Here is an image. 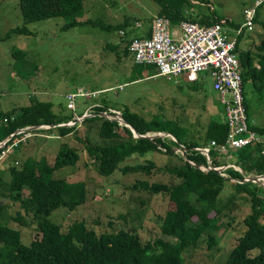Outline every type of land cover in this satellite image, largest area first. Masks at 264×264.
Returning a JSON list of instances; mask_svg holds the SVG:
<instances>
[{
  "label": "trees",
  "instance_id": "1",
  "mask_svg": "<svg viewBox=\"0 0 264 264\" xmlns=\"http://www.w3.org/2000/svg\"><path fill=\"white\" fill-rule=\"evenodd\" d=\"M83 1L18 0V6L24 22H36L68 15L67 13L72 14L82 8ZM184 1L167 0L165 7L157 15L166 16L173 22L188 19L203 25H210L220 20L208 17L187 18L181 11ZM77 23L76 20H72L69 25L75 26ZM85 23L92 26L100 25L98 21L92 20H87ZM23 26L18 25L15 30L21 31ZM100 28L114 33L112 38H108L106 45L109 50L115 52L118 60L130 55L127 45L130 36H135L133 31L136 29L130 28L127 19L124 18L123 21L114 25L103 24ZM119 30H124L125 34H120ZM140 33L149 34L150 30L147 28ZM250 39L248 37L246 49L239 47L237 42L243 71V87L250 81L255 91L261 93L264 90V34L257 42ZM157 74L155 64L132 61L128 81L134 82ZM189 83L195 95L202 97V110L209 113V119L201 130L190 125H183L176 118H166L158 114L148 118L144 114L131 110L127 105L118 109L117 105L106 96L99 95L98 101H95L99 104L93 105V112L83 118L80 123L72 113L56 112L52 101L37 98L28 105L0 111V140L15 130L27 126L54 125L50 128L26 132L34 136L43 131L66 136L76 131L80 125L90 124L84 134L79 136V140L89 164L99 175L109 176L116 170L123 174L143 172L149 175L152 169L161 174H168L172 181L150 182L137 179L129 185V189L143 190L150 195H163L173 202V208L165 210L158 224L163 237L141 239L138 232L139 221L137 225L126 223L124 226L100 233L83 220L73 221L67 229H63L61 224L50 218L52 212L59 207L74 209L84 202L86 196L83 183H67L65 178L47 175L67 165L75 164L79 160L80 150L64 141L53 164L48 163L43 157L40 161L32 159L23 161L21 168L8 166L6 171L0 170V198L6 196L11 202H17L20 208L14 216H11V220L22 225L33 223L40 232V236L33 237L29 243H24L20 229L0 224V264H188L183 252L195 247L202 236H205L207 246L215 244L216 238L213 233L224 226L219 220L220 210L215 204L225 183L230 182L231 179H236L237 182L230 183L235 193L229 198V206L232 209L236 208V200L239 198H236V195L247 194L251 211L243 218L246 229L230 249L224 264H264V186L252 181L240 182L246 175H264V143L233 149L231 151L233 158H228L230 152L224 153L227 154V158L220 159L223 161L216 156L220 154L219 150L208 149L211 166L231 163L240 169L228 166L221 173H217L210 169L197 168L196 165L206 166L207 158L194 148H203L210 140H214L218 145L225 144L229 127L224 112L222 117L217 118L211 116L215 113L214 111L205 108L201 84L197 80ZM207 106H209L208 102H206ZM245 106L248 115L249 104L246 97ZM111 109H118L122 118L138 134L168 132L177 142L169 137H157L153 140L133 137L126 126L119 124L116 120L100 116L102 112L110 113ZM83 113H79L78 116L80 117ZM69 121L73 124L62 125L71 123ZM92 123L97 124L95 131L97 141L89 132ZM249 124L264 139V127H258L251 121ZM24 134H16L6 143L12 144ZM178 143L182 145V149L185 148L186 153V158L179 154L183 161L178 165L156 166L152 159H146L145 163L123 164L127 157L133 154L143 156L148 151L174 154L173 146L177 148ZM3 147L0 146V163L8 154L4 152ZM5 172L8 180L3 181L2 173ZM25 189L28 192L26 195ZM211 211H213L212 214H210ZM21 212L30 215L29 222L24 219ZM136 218L139 217L136 216ZM131 220H133L132 217ZM226 224L229 226L228 222ZM252 250L258 252L251 254Z\"/></svg>",
  "mask_w": 264,
  "mask_h": 264
},
{
  "label": "rangeland",
  "instance_id": "2",
  "mask_svg": "<svg viewBox=\"0 0 264 264\" xmlns=\"http://www.w3.org/2000/svg\"><path fill=\"white\" fill-rule=\"evenodd\" d=\"M166 1L84 0L82 8L72 14L67 13L68 15L36 22H24L18 0H0V111L28 105L37 98L52 101L56 112L72 113L73 117L79 119V113L93 112V105L99 104L95 102L99 95L106 96L117 105L118 109L127 105L131 110L144 114L148 118L155 114L166 118H176L183 125H190L201 130L209 119V113L202 110V97H198L195 91L190 89L189 81L179 77V81L174 82V79L157 74L129 82L128 72L132 62L130 55L118 60L115 52L109 50L106 45L108 38H112L114 33L100 28V25H114L125 18L130 28L135 27V22L141 23V27L133 31L137 35L146 30L151 18L165 7ZM254 2L255 0H185L181 5V11L187 18L225 19L227 22L223 24V29L227 35L230 38L237 37L238 46L246 49L245 39L249 37L250 41L257 42L264 34V0L256 7L257 18L254 17V29L248 30L244 27L240 35L236 32L237 28L243 26L245 22L246 9ZM210 5L214 7L213 10L210 9ZM72 20L78 23L75 26L69 25ZM87 20L98 21L100 25L92 26L85 23ZM180 22L169 20V26L178 31ZM18 25H24L21 31L15 30ZM156 70H158L157 66ZM197 82L201 84L205 108L215 112L211 116L222 117L223 107L217 99V92L212 88L210 76L206 75L202 78L199 75ZM77 88L96 95L89 98L78 95L74 108L71 109L68 106L66 108L65 96L70 91L75 92ZM244 94L249 104V121L258 127H264V90L261 93L255 91L253 83L249 81L244 84ZM206 102L209 103L207 107ZM118 109H111V111L120 114ZM77 121L80 123L79 120ZM89 126L90 124L80 125L76 131L66 136L44 131L34 136L26 133L29 131L26 130L22 131L25 134L12 144H7L6 141L9 139L3 138L0 140V146L5 145L3 149L8 154L1 161L0 170L6 171L8 166L21 168L23 161L28 159L40 161L43 157L48 163L53 164L61 144L65 141L80 150L79 160L75 164L67 165L47 175L65 178L67 183H83L86 196L84 202L74 209L59 207L54 210L50 215L54 222L61 224L63 229H67L73 221L83 220L100 233L124 226L126 223L137 225L139 221L138 232L141 239L163 237L158 224L165 210L173 208V202L163 195H150L143 190H131L129 185L137 179L152 182L172 181V178L154 169L149 175L143 172L123 174L119 170L109 176L99 175L89 164L79 140V136H82ZM40 128L45 129L50 126L41 125ZM96 128L97 124L92 123L89 129L95 141H97ZM256 143H264V139ZM251 144L255 142L245 146ZM173 150L174 154L158 151H148L143 156L133 154L127 157L123 164L145 163L146 159H152L156 166L178 165L183 158L179 156L181 153L175 146ZM232 150L218 151L220 154L216 156L219 160L224 159L227 155L224 153L230 152L228 158H233ZM230 164L221 166L228 167L231 166ZM2 179L8 180L6 172L2 173ZM235 181L237 182L233 179L225 183L215 204L220 210L219 220L224 224L213 233L216 238L215 244L207 246L206 238L202 236L195 247L183 252L188 264H224L230 249L244 233L246 227L243 218L250 213L251 206L247 194H237L236 198L239 197L236 200L237 207L232 209L229 206V198L235 193L230 183ZM262 182L264 184V180ZM27 193L25 189L24 194ZM0 204L1 225L20 229L24 243H29L33 237L40 236L35 224L22 225L11 220V216L20 210L17 202H11L6 196H1ZM21 213L29 222L30 215ZM212 213L213 211L210 212ZM131 217L134 221H130ZM111 223L112 227H110ZM257 252L252 250L251 254Z\"/></svg>",
  "mask_w": 264,
  "mask_h": 264
},
{
  "label": "built area",
  "instance_id": "3",
  "mask_svg": "<svg viewBox=\"0 0 264 264\" xmlns=\"http://www.w3.org/2000/svg\"><path fill=\"white\" fill-rule=\"evenodd\" d=\"M261 3L262 0H255L253 5L246 9L245 22L237 28V35L243 33L244 27L248 30L254 29L255 10ZM213 8L210 5V9ZM226 22L221 19L210 25H203L187 19L179 23L176 31L169 26L166 16L156 15L147 26L150 33L131 35L127 45L133 62L155 64L158 67V75L174 79V82H178L179 77L191 82L197 80L199 75L202 78L210 76L212 88L217 92V99L223 107L229 131L225 144L218 145L214 140H210L205 147L194 148L206 157L210 148L219 151L239 149L263 139L249 124L242 64L237 50L238 39L227 35L223 29ZM134 25L132 29L141 27L139 22ZM119 32L125 34L124 30ZM91 93L82 88H77L75 92L70 91L65 96L66 106L73 109L78 95L86 98L96 95ZM87 114H91V111Z\"/></svg>",
  "mask_w": 264,
  "mask_h": 264
},
{
  "label": "water",
  "instance_id": "4",
  "mask_svg": "<svg viewBox=\"0 0 264 264\" xmlns=\"http://www.w3.org/2000/svg\"><path fill=\"white\" fill-rule=\"evenodd\" d=\"M90 114H83L82 116L79 117V121H81L83 118L89 116ZM100 116H104L106 118H109V119H112V120H116L117 122H119V124L121 125H124L126 126L132 133V136L133 137H141V138H146V139H149V140H153L157 137H171V139H173L174 141H176V139L174 138L173 135H171L170 133L168 132H158L156 134H152V133H147V134H138L133 128H131V126L129 124H127V122L122 118V115L121 113L120 114H117V113H112V111L110 113H107V112H102L100 113ZM73 124L72 122L71 123H64L62 125L64 126H69ZM50 127H53L54 125H48ZM40 126L37 125V126H27V127H23V128H20V129H17L15 130L12 134H10L9 136L5 137L7 139H10L11 137H13L14 135L16 134H19V133H22V131H26V130H32V129H39ZM6 139V140H7ZM177 142V141H176ZM182 145L178 143V147H177V150L182 154V156L184 158H186V153H185V148H181ZM207 160H206V166H200V165H196L197 168L201 169V170H206V169H210V170H213L217 173H221L224 169H226L227 167L226 166H216V167H213L210 165V160H209V156L206 157ZM231 166H233V168H236V169H240L237 165L235 164H230ZM233 180V179H231ZM236 180V179H235ZM262 180H264V175H246L245 178L243 180H240V182L244 183V182H248V181H252V182H255V183H258L262 186H264Z\"/></svg>",
  "mask_w": 264,
  "mask_h": 264
},
{
  "label": "crops",
  "instance_id": "5",
  "mask_svg": "<svg viewBox=\"0 0 264 264\" xmlns=\"http://www.w3.org/2000/svg\"><path fill=\"white\" fill-rule=\"evenodd\" d=\"M235 38H237V37H235ZM245 42H246V44H247V42H248V39H245Z\"/></svg>",
  "mask_w": 264,
  "mask_h": 264
},
{
  "label": "clouds",
  "instance_id": "6",
  "mask_svg": "<svg viewBox=\"0 0 264 264\" xmlns=\"http://www.w3.org/2000/svg\"><path fill=\"white\" fill-rule=\"evenodd\" d=\"M79 118V117H78Z\"/></svg>",
  "mask_w": 264,
  "mask_h": 264
}]
</instances>
